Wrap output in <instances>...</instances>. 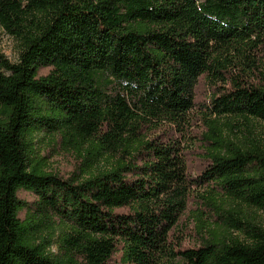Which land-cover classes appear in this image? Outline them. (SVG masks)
Masks as SVG:
<instances>
[{"label":"trees","instance_id":"16d2710c","mask_svg":"<svg viewBox=\"0 0 264 264\" xmlns=\"http://www.w3.org/2000/svg\"><path fill=\"white\" fill-rule=\"evenodd\" d=\"M0 29L18 46L15 63L0 55V264H264V228L240 209L264 213V145L231 140L220 120L264 122V84L252 79L264 0H0ZM201 80L216 118L192 178L173 134ZM41 135L86 145L69 178L35 156ZM192 184L210 189L202 200L221 222H200L199 244L183 247L174 230ZM51 225L56 242L36 239Z\"/></svg>","mask_w":264,"mask_h":264},{"label":"rangeland","instance_id":"374dc122","mask_svg":"<svg viewBox=\"0 0 264 264\" xmlns=\"http://www.w3.org/2000/svg\"><path fill=\"white\" fill-rule=\"evenodd\" d=\"M0 55L6 58V60L13 64L18 58V46L13 38L8 36L3 30L0 29ZM259 75L252 77L255 83L264 84V52L260 59ZM47 73V70L41 71V74ZM211 87L207 84L206 80H201L197 87L195 106L189 114V123L185 126V130L182 135L173 134V138H177L180 142V147L183 152L186 165L188 166V174L193 178L196 177L198 172L206 164L203 160V153L201 152V139L204 134L207 133V121L213 120L216 117L210 116L205 109V105L208 104V99L212 93ZM222 123L229 121L232 124L231 129L223 128L228 137L235 141L237 139L243 141L245 137L254 138L260 141L264 145V122L252 120L246 123L240 119H220ZM160 131L149 132L148 140H152L154 137L160 136ZM123 139V135L116 136V140L111 143L105 142V149L101 152V165H107L106 160L111 159V156H115V150L117 143ZM50 141L45 136L41 135L35 142L34 153L36 157L44 158V166L46 171L57 174L62 178H69L74 172L76 166H79L85 159L83 145L79 151L72 148L71 145L64 144L62 141L57 140ZM210 189L200 187L195 184L189 186V197L187 199L186 210L178 220V224L174 230V238H179V242H182L183 247H192L199 244V240L202 234H205L204 230L201 233H196V226L203 223L205 228L209 226H217L221 222V218H218L211 206L203 203V197L208 196ZM214 193L216 191H213ZM18 198L23 202H26L29 206L35 201V197L26 191L18 192ZM238 207L233 204H227L224 206L225 210L237 209ZM242 211V217L245 216L251 219V223L264 228V213L258 212L254 209L240 208ZM27 211L23 210L19 217L25 218ZM199 232V231H198ZM60 235V229L56 225H51L50 229H40L35 237L38 240L45 239L46 241L56 242ZM231 235L237 237L240 240H245V235L242 232L232 231ZM49 252L55 254L57 252L55 244L49 248Z\"/></svg>","mask_w":264,"mask_h":264}]
</instances>
